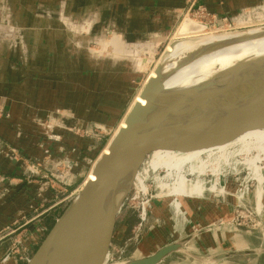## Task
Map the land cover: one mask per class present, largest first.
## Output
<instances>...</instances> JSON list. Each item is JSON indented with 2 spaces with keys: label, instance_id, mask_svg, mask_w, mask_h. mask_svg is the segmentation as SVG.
Returning <instances> with one entry per match:
<instances>
[{
  "label": "rangeland",
  "instance_id": "374dc122",
  "mask_svg": "<svg viewBox=\"0 0 264 264\" xmlns=\"http://www.w3.org/2000/svg\"><path fill=\"white\" fill-rule=\"evenodd\" d=\"M17 1L0 0V44H5L12 54L15 53L20 60H23L25 55L26 57L28 55L25 51L27 43L23 32L13 23L14 20H11V17H34L33 11L36 7L31 5L20 6L15 4ZM178 16L164 36L148 37L141 39V41L129 43L122 38L118 29L103 27L95 34L90 33L89 39L85 43L82 42L91 63L97 64L99 68L105 66L99 71L101 76H105L103 93L92 95L94 87L91 81V95L87 104L90 110L88 117L76 118L71 110L63 109L51 112L46 119L38 122V125L45 129L69 133L67 140L74 144V149H83L87 153L82 156L80 153L74 158L62 157L55 164L63 162V166L67 164L73 168L80 166L79 175H74L77 178V183L68 188V192L80 191L94 163L102 151L106 150L104 148L122 124L127 111L138 97L142 86L149 79L158 60L166 56V49L168 47L173 48L181 42H195L204 38L199 36L193 38L178 37L176 39L174 35L184 19L188 18L203 25L205 27L204 32L208 31L215 36L244 32L264 27V0L259 5L242 9L234 17H215L208 12L203 4L199 3V0H190ZM79 26L82 27L81 23ZM71 31L73 34L81 32L79 29ZM114 38H118V43L123 46L122 52L113 50V46H117L111 44ZM143 60L144 67L140 64ZM121 67L122 70L120 71ZM90 72H94V75L97 68L95 71L90 69ZM263 132L264 130H259L247 133L228 144L222 151L206 152L204 154L206 158H203L204 169L200 173H190L187 167L182 171L179 170L180 167L177 169L173 165L167 166L180 171L177 179L183 178L184 184L193 185L197 183L202 189L200 196L182 197V205L190 204L186 211L183 210V207L180 211L175 210L174 196L171 194L173 180H167L162 170L157 169L154 172L151 170V155L148 160L149 165L145 163L139 170V179L143 182L144 189L153 195L151 208L156 200L167 203L168 208L164 211H168V213L162 214L166 218L158 219L157 222L148 219L143 229L136 233L137 214L132 201L134 189L131 188L117 214L111 244L103 264H121L131 259L150 256L162 245L179 241L181 237L201 228L219 230L220 235L212 234V240L206 237L205 243L197 244L194 242L187 246L184 245L182 251L172 254L161 264H178L180 260L184 259V253L209 255L211 252L209 247L213 246L214 243L218 246L220 241L224 244L228 242L234 245L236 244L235 240H232L234 234L248 238V244L246 243L244 246L264 249V137L257 135ZM48 136H50L49 141L54 139L51 134ZM36 150L33 149L32 154H35ZM10 152L17 160L21 161L27 174L47 181L49 185H51L50 181L54 182L51 175L55 171L50 170L51 164L54 162L51 153L38 160L32 159V157L26 159L14 148L10 149ZM225 152L227 154L223 155ZM221 155L225 157V160L222 159ZM207 159H211L209 163L206 162ZM81 163L84 165H80ZM217 163L220 164L218 168H216ZM31 167L35 168L37 174L29 172ZM58 169L62 171V165ZM257 171H260L259 173L263 177L260 185L255 180L254 173ZM56 174L59 176L60 172ZM6 179V177L0 176V184L7 181ZM55 183L57 186L60 185ZM188 185L186 186L187 193ZM71 198L59 205L60 209L57 210L56 215L59 211L60 214L62 213ZM62 199L63 196H59L52 204ZM32 212L29 217L21 216L18 221L12 223V227L0 231V246L7 241L19 238L23 230L27 228L26 221L37 214L35 211ZM224 215H229V218L224 217ZM46 224L50 228L47 227V231L42 232L37 245L29 251L24 249L26 257L23 258L22 252L19 253L21 264H26L35 253L54 224L53 216L46 219ZM153 231L159 235L166 233V236L155 243L156 238L149 237ZM21 243L23 244V242ZM142 243L146 247L144 250L139 249L143 245ZM185 247L190 248V250ZM239 261L244 264H264V257L242 258ZM1 262L2 259H0Z\"/></svg>",
  "mask_w": 264,
  "mask_h": 264
},
{
  "label": "crops",
  "instance_id": "0c3cea01",
  "mask_svg": "<svg viewBox=\"0 0 264 264\" xmlns=\"http://www.w3.org/2000/svg\"><path fill=\"white\" fill-rule=\"evenodd\" d=\"M189 1L18 0L15 3L20 6L31 5L36 9L33 11L34 17H11L13 23L23 32L27 43L25 50L27 57L25 55L24 59L20 60L5 44H0V176L7 178V181L0 184V231L12 227V223L18 221L21 216L29 217L32 211L37 214L26 221L27 228L17 240L7 241L0 246L2 259L0 264H21L19 253L24 252V249L29 251L37 245L42 236V229L49 227L46 219L53 216L55 222L59 217L56 212L60 209L58 204L60 200L52 204L58 198L47 181L27 174L21 161L17 160L10 149H17L26 159L32 157L40 160L51 153L54 158L51 171H54L55 164L62 157L74 158L80 153L81 156L87 154L83 149H74V144L67 140L69 133L45 129L39 126L38 122L46 119L51 112L63 109L71 110L76 118L88 117L90 110L87 104L91 95V81L94 87L92 95L103 93L105 76H101L99 71L105 66L99 68L97 64L91 63L83 45L89 39V34H95L103 27H113L118 29L122 38L129 43L148 37L164 36ZM262 1L199 0V3L215 17H234L242 9L259 5ZM80 23L82 27L79 26ZM78 29L81 32L85 31L71 33V30ZM111 44L117 45L113 46L114 51H123L118 38H114ZM96 68L97 72L93 75L94 72H90V69L95 71ZM48 134L54 139L49 141ZM257 135L264 137V132ZM227 145L188 154L156 152L152 154L151 170L156 171L161 167L173 165L177 169L180 167L179 170L182 171L187 167L190 173H200L204 169V160L201 157L208 151H222ZM33 149H37L35 154L31 152ZM69 167L71 188L77 183L74 175H79L81 170L80 166L73 168L68 165ZM259 172L254 174L260 185L263 177ZM184 182L183 178L177 179L171 189L177 211L182 207L186 211L190 206L182 205V197L200 196L202 193L197 183L188 185ZM167 208V203L154 201L149 221L157 222L158 219L166 218L162 214L168 213L164 211ZM224 217L229 218V215ZM218 231L201 228L180 239L191 238L186 246L194 242L200 244L206 237L212 240V234L220 235ZM164 236L166 233L159 235L155 231L149 235L156 238L155 243ZM247 239L243 235L234 234L232 240H235L237 247L236 244L228 242L224 244L220 241L218 246L214 243L209 247L211 251L209 255L181 253L184 259L178 264H244L239 260L264 257V255L229 256L213 260L217 255L257 249L244 246L248 244ZM172 243L174 242L162 245L159 249ZM142 244L140 250L146 248L145 244ZM185 248L190 250L188 247ZM6 256L8 259L3 262Z\"/></svg>",
  "mask_w": 264,
  "mask_h": 264
},
{
  "label": "water",
  "instance_id": "95a60500",
  "mask_svg": "<svg viewBox=\"0 0 264 264\" xmlns=\"http://www.w3.org/2000/svg\"><path fill=\"white\" fill-rule=\"evenodd\" d=\"M262 38L264 28L212 49L201 48L186 55L176 68L195 56ZM170 72L157 68L155 77L146 82L139 95L145 103L131 106L125 127L117 130L107 154H101L93 165L94 179L85 181L71 198L26 264H103L117 214L136 174L145 163L149 165L152 154L212 150L264 130V54L233 62L184 85L165 86ZM190 240L181 239L151 256L121 264H161ZM251 255H264V249L221 254L213 260Z\"/></svg>",
  "mask_w": 264,
  "mask_h": 264
},
{
  "label": "bare ground",
  "instance_id": "6f19581e",
  "mask_svg": "<svg viewBox=\"0 0 264 264\" xmlns=\"http://www.w3.org/2000/svg\"><path fill=\"white\" fill-rule=\"evenodd\" d=\"M263 28L264 27H260V28L244 31V33L243 32H235L232 34H224V35L215 36L212 33H209L207 30H206L207 32H204L205 27L203 25L198 24V23L186 18V19H184V21L180 25V27H179L178 31L176 32V34L174 35V37H176V39H177L178 37L193 38V37L203 36L204 38H202L198 41H195V42H189V43L181 42V43H178L177 45H175L173 48L168 47L165 51L167 53L166 56L161 58L160 60H158L155 68L150 73L149 79L155 77V71L158 68L164 73L171 71L169 76L164 80L165 86L173 87V86H178V85H184L185 83H187L191 79H198L202 76L205 77L209 74H212L213 72H216V70L218 71V70L228 66L229 64H231L233 62L240 61L242 59H245V58H248L251 56H257L260 54H264V38H262V39H259L256 41L247 42V43L239 44L236 46H232V47L223 49L221 51H217V52L212 53V54H208L209 53L208 52L206 54L195 56L190 61L185 63L183 66H178L176 68L177 64L186 55L191 54V53H198V51H200L199 49H201V48H206V47L209 48L210 47L212 49L213 47L221 44L224 41H228L230 39H234V38L244 36V35H251V34L258 32V30H261ZM208 35H212V36H208ZM140 64H141V66H143L144 60ZM217 68H219V69H217ZM143 86H142V88H143ZM142 88H141V90H142ZM141 90H140V92H141ZM140 92H139V95H140ZM139 95L136 98V100L133 102V104L135 102H139L140 104L145 103L142 99H140ZM124 119H125V117H124ZM124 119H123V122L118 129L125 127V123H124L125 120ZM108 145H109V143H108ZM108 145L104 148L106 150L105 151L103 150L101 154H107ZM225 154H227V152H225L223 155H225ZM223 155H221L222 159L225 160V157ZM210 160L211 159H207L206 162L209 163ZM219 165L220 164L217 163L216 168H218ZM206 166L208 168V165H206ZM216 168H213V170H216ZM158 170L164 171L165 178L167 180L168 179L173 180V184L176 182L177 176L179 175V172H180V171H177L174 167L173 168L172 167H161ZM93 179H94V177L92 176L91 171H90L86 181L87 180H93ZM151 210H152V208H151Z\"/></svg>",
  "mask_w": 264,
  "mask_h": 264
},
{
  "label": "built area",
  "instance_id": "2783aa9c",
  "mask_svg": "<svg viewBox=\"0 0 264 264\" xmlns=\"http://www.w3.org/2000/svg\"><path fill=\"white\" fill-rule=\"evenodd\" d=\"M63 162L58 163L54 166L55 173H52L51 179L54 181H50L51 188L55 191V197L58 198L59 195L63 196V199L59 201L58 204H62L63 202L67 201L69 198L74 196L78 192V190H74L73 192H68V188H70L69 179H71V175L68 171H70V168H68V164L63 166ZM95 164V163H94ZM62 165V171L57 168ZM29 172L31 174H37L34 167H31L29 169ZM58 176L56 173H59ZM140 173L138 172L133 180L132 189H134V195L132 198V201L134 202L133 206L136 210V217H137V226L135 227V232L139 233L144 225L148 222L150 213H151V206H152V199L153 195L148 192L147 189H144L143 182L139 179ZM1 181V180H0ZM86 181V180H85ZM57 182L60 184L59 186L56 185ZM84 184V182H83ZM82 184V186H83ZM58 195V196H57ZM47 231V228H43L42 232ZM23 258L26 257L24 252H22ZM8 259V256L4 257L3 262Z\"/></svg>",
  "mask_w": 264,
  "mask_h": 264
},
{
  "label": "trees",
  "instance_id": "16d2710c",
  "mask_svg": "<svg viewBox=\"0 0 264 264\" xmlns=\"http://www.w3.org/2000/svg\"><path fill=\"white\" fill-rule=\"evenodd\" d=\"M60 215V211H59V213H58V215L57 216H59Z\"/></svg>",
  "mask_w": 264,
  "mask_h": 264
}]
</instances>
